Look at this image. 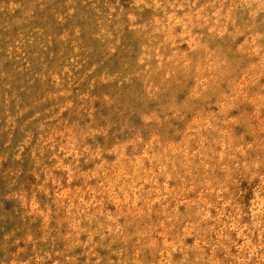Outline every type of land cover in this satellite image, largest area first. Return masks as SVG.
Returning a JSON list of instances; mask_svg holds the SVG:
<instances>
[{
    "label": "rangeland",
    "instance_id": "374dc122",
    "mask_svg": "<svg viewBox=\"0 0 264 264\" xmlns=\"http://www.w3.org/2000/svg\"><path fill=\"white\" fill-rule=\"evenodd\" d=\"M0 264H264V0H0Z\"/></svg>",
    "mask_w": 264,
    "mask_h": 264
}]
</instances>
